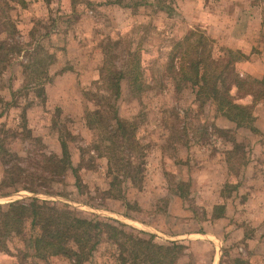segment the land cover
<instances>
[{
	"label": "rangeland",
	"instance_id": "rangeland-1",
	"mask_svg": "<svg viewBox=\"0 0 264 264\" xmlns=\"http://www.w3.org/2000/svg\"><path fill=\"white\" fill-rule=\"evenodd\" d=\"M252 1L259 6L252 14L264 21V0ZM26 2L24 8L0 0V136L5 148L19 157L40 150L60 156L63 141L73 167L78 168L81 157L86 164L92 160L95 165L93 170L78 173L81 190L75 188V179L68 171L62 183L52 184L56 195H39V199L68 206L85 219L120 215L132 220L133 225L121 222L130 233L151 234L160 245L182 243L187 247L178 264H264V194L252 190L262 187L264 180L252 186L245 180L250 161L260 163L259 171L264 173L257 144L229 128L211 102L203 105L197 101L190 85L177 89L168 66L174 43L190 32L212 39L216 50L229 49L204 29L205 24H214L203 12L204 3L212 0H166L175 11L172 16L159 11L155 0ZM130 56L135 62L140 60L138 88L142 92H132V80L125 79L120 83V98L114 99L105 91L111 84L107 70L118 72L129 67ZM240 58L239 62L244 61ZM39 89L44 90L45 98L38 97ZM100 92L107 94L105 106L114 105L120 118L137 117V137L147 149L142 186L135 188L127 182L124 187L130 204L127 208L132 211L102 195L109 183L107 161L98 158L91 147L100 144V133L92 138L85 117L98 108ZM257 106L253 114L260 104ZM104 110L102 116L109 118L111 109ZM217 129L230 131L222 134L234 136L241 146L231 158L227 152L232 144ZM7 130L17 136L7 138ZM2 167L0 163V178ZM178 182L190 186L182 189L186 198L178 196ZM225 183L239 185L227 200L220 197ZM12 194L20 197L18 201L30 193ZM219 202L228 210L225 221L211 219L210 209ZM7 203L0 199L1 205ZM109 245L101 243L85 264H117L109 256ZM0 264L70 263L60 258L1 257Z\"/></svg>",
	"mask_w": 264,
	"mask_h": 264
},
{
	"label": "trees",
	"instance_id": "trees-1",
	"mask_svg": "<svg viewBox=\"0 0 264 264\" xmlns=\"http://www.w3.org/2000/svg\"><path fill=\"white\" fill-rule=\"evenodd\" d=\"M9 1L24 8L27 6L26 0ZM155 1L154 6L158 7L159 11L166 12L168 16L174 14V9L166 0ZM193 37L197 39L192 41ZM212 42L213 40L204 34L193 32L175 42L168 57L172 80L177 82V89L182 85L186 89V85H190L195 91L197 101H201L203 105L211 102L219 115L233 123L237 129L242 128L256 134L252 111L264 99V84L237 70L240 54L230 49L216 50ZM139 62L140 60L135 62L133 56H130L127 64L129 67L118 72L107 70L111 84L106 88V93L111 94L114 99H119L120 83L125 79L132 80V92H142L138 88L141 86L138 82L142 76ZM38 91V97L45 98L44 90ZM107 94L102 95L100 92L97 98L98 108L87 112L86 127L92 138L94 133L99 131L100 144L91 147L97 151L98 158H105L107 161L106 176L109 183L102 194L103 198L120 201L127 208L130 204L125 197V184L129 182L135 188L142 186L147 149L137 137L140 133L137 117L132 120L120 118L114 105L105 106L104 103L108 101ZM104 107L111 109L109 118L102 116ZM217 131L219 134L230 132L226 129ZM6 135L7 138L17 136L8 130ZM220 136L227 138L232 144V149L227 152L231 158L241 146L236 143L234 136ZM101 145L104 147L103 151ZM60 146V156L45 154L40 150L32 156L19 157L11 149L5 148L4 139L0 136V163L3 165L0 196L5 197L18 191L56 195L52 184L62 183L68 171L72 172L75 179V188L81 190L83 185L78 173L93 170L95 165L92 160L91 164H86L81 157L78 168L73 167L68 146L63 141ZM82 154H85L84 150ZM226 163H229V160H226ZM230 168L228 164L227 170ZM238 186L223 184L220 197L227 200L237 191ZM176 187L178 196L186 198L182 189L187 190L190 186L178 182ZM225 206L224 202L213 206L211 219L223 218ZM127 209L132 211L131 208ZM103 242L110 244L107 251L117 264H178L187 247L182 243L160 245L155 242V236L143 232L137 235L130 233L125 230L124 225L115 220L81 218L68 206H58L39 198L0 204V258L40 261L60 258L70 264H85Z\"/></svg>",
	"mask_w": 264,
	"mask_h": 264
},
{
	"label": "crops",
	"instance_id": "crops-1",
	"mask_svg": "<svg viewBox=\"0 0 264 264\" xmlns=\"http://www.w3.org/2000/svg\"><path fill=\"white\" fill-rule=\"evenodd\" d=\"M204 4L205 8L203 12H206V19L208 18L211 21L214 19L213 25L207 23L204 26L207 34L210 35L211 38L222 42L223 46L234 51H239L240 56H242V58L244 57V61L237 64L242 71H240V73L260 80L264 84V21L257 15L252 14V11H254L253 9L259 7L256 2L253 3L252 0H212L211 4ZM241 11L243 13H241ZM251 26L253 27L250 28ZM257 33L258 35H256ZM259 104L260 107H258L259 105L257 106L259 108L258 111L253 114V125L257 130L256 134L249 130L237 129L233 123L225 118L223 121H225L227 125H230L228 127L235 130L236 133L239 131L244 133L252 145L257 144L256 153L264 159V150H262V142H264V99H262ZM260 166V163H256L255 161H250L246 165L245 180L248 181L251 186L256 182L263 183L264 173L262 175L259 171ZM260 185L262 187L252 190L264 194V184ZM247 190L250 191L249 193L253 192L249 189H246V191ZM248 196L249 194L247 197ZM250 199L251 198H248L247 200ZM217 204H220V202L212 205V208ZM225 208L224 217L216 221L226 220L228 210L227 207Z\"/></svg>",
	"mask_w": 264,
	"mask_h": 264
},
{
	"label": "water",
	"instance_id": "water-1",
	"mask_svg": "<svg viewBox=\"0 0 264 264\" xmlns=\"http://www.w3.org/2000/svg\"><path fill=\"white\" fill-rule=\"evenodd\" d=\"M41 196V195H43V196H49V195H46V194H41V193H39V194H32V193H30V194H26L25 196H23V197H25V198H31V197H34V198H39L38 196ZM17 197V195H14V194H12V195H9V196H7V197H1L0 196V199H3V200H5V201H9V202H14L15 200H17V199H19L20 197ZM110 217H112V218H110V219H113V220H116V221H119V223H126V224H129V225H133V224H131V222H132V220H129V219H127V218H125V217H122V216H120V215H115V216H110ZM142 226H144V225H142ZM144 228H145V226H144ZM143 230H145L146 232H148V233H153V234H155V232H153V231H151V230H149V229H143ZM202 237H203V235H201Z\"/></svg>",
	"mask_w": 264,
	"mask_h": 264
}]
</instances>
